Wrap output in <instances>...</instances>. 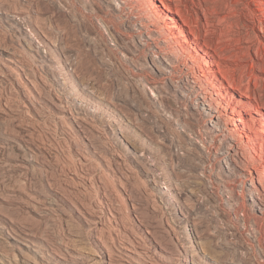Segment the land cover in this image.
I'll return each mask as SVG.
<instances>
[{
	"label": "rangeland",
	"instance_id": "1",
	"mask_svg": "<svg viewBox=\"0 0 264 264\" xmlns=\"http://www.w3.org/2000/svg\"><path fill=\"white\" fill-rule=\"evenodd\" d=\"M146 1L0 0V264L37 263L10 244L8 229L47 240L56 256L46 254L45 264H100L104 247L116 249L132 232L156 259L175 246L180 253L185 243L188 260L198 264H264V0H160L169 11L159 0H151V11ZM15 14L40 51L58 40L78 62L79 78L94 95L82 96L87 111L75 109L72 97L66 103L89 125L86 135L67 112L60 119L43 101L24 108L4 77L7 50L52 88L43 63L25 53ZM164 22L177 40L183 31L190 59L170 50L175 42ZM195 55L215 79L202 76ZM192 76L202 79L201 89L185 85ZM227 103L245 128L232 125ZM255 131L263 150L247 143ZM155 183L175 193L168 206ZM70 202L88 208L95 223L86 224ZM180 256V264H190Z\"/></svg>",
	"mask_w": 264,
	"mask_h": 264
},
{
	"label": "bare ground",
	"instance_id": "2",
	"mask_svg": "<svg viewBox=\"0 0 264 264\" xmlns=\"http://www.w3.org/2000/svg\"><path fill=\"white\" fill-rule=\"evenodd\" d=\"M146 2H147V7L149 9H151V11L152 10L154 11V6H153L151 0H147ZM160 3H162V2L160 1ZM162 5H163V8H165L166 10L169 11V9L167 8L168 6H165V4H163V3H162ZM13 19H12L13 22H15V25H17L16 27H18L17 29L19 30V32L22 34V36L24 38L25 46H26L25 50L26 51L28 50L25 53H29V55L30 54L32 55V56H29V59H30V57H33V55H35L40 60V62L43 63V65L41 66V68H42L41 70L43 72L44 77H46L47 80L51 83L52 88L49 89V87L47 86V82L43 80V76L41 74H40V77L38 79H36V75L34 74L33 70L31 71L27 68L28 66L25 64L26 61H24L25 63L22 62L20 55L16 56V54L14 52L7 51V50H4L5 52L2 55V61H1V67L3 68L2 70H4V72L6 74V76H4V77L9 79L10 81H12V83L14 82L13 84H15L17 86L18 94L23 99L22 103H23L24 108H27L30 106V107L34 108V110H36L38 108L37 107L35 109L36 104H40L41 101H43L46 103V105L50 109H52L54 111L55 115L60 119L62 117H64L65 116L64 113L67 112L66 114L69 115L68 119L72 120L74 126L77 128L76 132L78 134H81L82 136H83V134L86 135V131H87L89 125L84 124L83 120L79 117L80 113L79 112H73L72 109L70 108V106L68 105V103H66V97H69V98L72 97V101H73V105H74L75 109H77L79 111L80 110H86L87 111L86 102L83 100L82 96L91 97L94 95L90 90H88L89 88L86 86V84L83 82V80L81 81V79H80L81 77L78 74V71H80L79 70L80 67L78 65V62L76 61V59H71L70 57L65 55V53L63 51V47L61 46V44L57 43L58 40L57 41L52 40V42L49 43V39L47 38L48 35L46 33H44V35H43V33H41L39 30L38 32L44 38L45 42L50 44L48 50L46 49V50L40 51L38 48L39 42L36 40V38H32L30 36V35H32L31 30L30 29L25 30V28L22 27V26H24V24L21 25L22 24L21 21L24 22V18H21V15H19V14H15ZM24 23H26V22H24ZM171 27H173V26L168 25L167 22H164V24L162 26L163 29H166L167 32H169L170 39H173L175 42L174 45H170V47H171L170 50H172L174 52L173 49L177 48L181 54H187L185 57H188V59H190L192 57V55L190 53L191 51L185 50L184 49L185 47L182 44V43H184L183 41H185V40H183L182 42L180 40V39H185V35H184L183 31L179 30L180 38H179V40H177L176 36L172 33ZM40 29H41V27H40ZM41 31L45 32V30H42V29H41ZM45 34L47 37L45 36ZM170 39H167V40L169 41ZM41 42L45 43L43 41H41ZM159 46L162 47L161 44H159ZM170 50H169V53L173 54L172 51H170ZM25 53H23V54H25ZM166 53H168V51ZM27 56H28V54H27ZM24 59H26V58L24 57ZM197 59H198V57H197V55H195L191 60H194L193 64L195 63L197 65L198 70H202L205 73L204 74L203 72H201V73H203L202 76L205 77V75H208L211 77L212 80L215 79V73L213 71L207 70V68H206L207 63H203V65H201V64H199ZM185 85L187 87H189L190 90L195 91L196 89H198V90L201 89L203 84H202V79L199 76H192L189 79V84H185ZM143 87L145 88L146 85H143ZM47 90H48V92L52 90V92L48 95L42 94V91L45 92ZM76 96H78L77 102H75V100H74V98ZM151 96H152V94H151ZM154 97H155V94H154ZM221 103H222L221 101L218 102V105ZM222 105H223V107H222L223 109L227 110L228 108H230L229 120L232 123V125H235V126L240 125V126H243V128L246 127L245 121L241 118L239 111L235 107H233V108L230 107V105L228 103L222 104ZM203 106H206V104H203ZM38 110H40V109H38ZM235 115H237L236 118L234 117ZM184 119H183V122H184ZM251 120L255 123H258V121L255 118H252ZM128 123H131V122L126 120L125 124L128 125ZM215 126H216V123L213 122L212 120H210L209 127L210 128H216ZM262 126H263V132H264V123H262ZM254 138H255V140L247 138L248 139L247 143L253 144V145L259 144L260 150H263L261 143L258 142V132L257 131H255ZM253 140H254V142H253ZM225 153H227V152H225ZM219 154L223 155L224 154L223 150L221 152H219ZM259 160L262 163H264V158L262 155L259 156ZM149 166L152 167L153 165L150 163ZM79 180L82 183H84V185H87V183L91 182V181H88V179L85 180V182H84L83 178L79 179ZM90 186H92V185H90ZM155 186L157 188H160V190L158 192V194L160 196L159 201L164 206H168L171 199L172 200L175 199V197H176L175 193L170 191V187H167L164 185L162 187V185H159L157 183H155ZM249 186H253L252 182L249 183ZM87 187H89V186H87ZM165 190H167V191L169 190V193ZM249 197L250 198L253 197L252 193H250V192H249ZM184 204L187 205L186 202H184ZM69 205L78 213V215H80L84 219V222L86 224L91 225V224L95 223V222L93 223L94 219L90 218L91 211L89 213L88 208H86L83 205H78V204L73 203V202L72 203L70 202ZM107 213H108L107 214L108 219L111 218L114 221H115V219H117L116 218L117 215L115 213H112L109 208H107ZM180 215L182 218L185 219V221H184L185 230L189 231V233L191 234V236L193 238V242L197 244L198 236H197L196 232L194 231V228H193V230L191 228L189 217L187 216V214L183 213L182 211H180ZM109 222L110 221H108V223ZM109 224H111V222ZM124 228L125 227L121 226V223H120L119 229H121L122 231H124V233H126L125 232L126 229H124ZM256 231H257L256 229L252 230V233L254 236L256 234ZM132 233H134V232H132ZM132 233H127V235L129 237L125 235L126 237H128L127 242H126V239H125V243H122V242L120 243L118 241V244H116L117 247L114 246L116 249H113V250H116V252H117L116 255L112 254L113 250L108 251L109 249L107 247H106L107 249L104 247V251L102 250L101 255H99L100 264H116L117 262L119 264H170L171 261H173L174 259L176 260V264H180L179 256L181 253H182L181 256H183V261L185 263L188 262L190 264H198L197 262H191L188 260L189 254L187 251H189V249H188V246L185 245V243L178 244V245H180L179 247L181 249L180 253H177L179 251L176 250L177 246H175L176 248L171 251L172 254H169L165 258L162 257L161 259H156L155 257H153L149 253V251L147 250V248L143 244V241L141 239H139L140 237L135 236L136 233H134V234H132ZM146 233H148V235L151 237L154 244L157 245L158 247H160V241L162 242L161 238L160 237L158 238L156 236V233L153 232L149 226L146 227ZM8 238L10 239V244L12 246H16L18 250H20L26 254H33L34 257L37 259V263H35V264H45V262H46L45 255L46 254H47L48 258H54V256H56L53 249L50 247V245H48V243H47L48 241L36 236L33 233L27 232V234H23V233H19L17 231H12V230L8 229ZM117 238L119 240V237H117ZM123 241H124V239H123ZM113 244L115 245V241ZM102 245H104V243ZM160 249L163 251V253L165 252L164 248L160 247ZM190 255H193V254L190 253ZM210 259L214 260L211 257H210ZM63 261H66V259L63 258ZM236 262H238L236 264L241 263L239 260H237ZM234 263H235V261L229 262V264H234Z\"/></svg>",
	"mask_w": 264,
	"mask_h": 264
}]
</instances>
